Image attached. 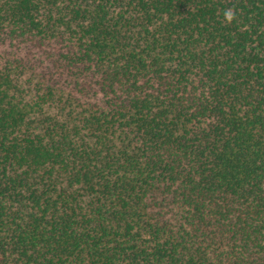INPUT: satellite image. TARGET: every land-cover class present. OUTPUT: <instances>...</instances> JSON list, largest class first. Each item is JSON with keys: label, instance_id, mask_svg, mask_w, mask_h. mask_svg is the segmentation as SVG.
I'll use <instances>...</instances> for the list:
<instances>
[{"label": "trees", "instance_id": "1", "mask_svg": "<svg viewBox=\"0 0 264 264\" xmlns=\"http://www.w3.org/2000/svg\"><path fill=\"white\" fill-rule=\"evenodd\" d=\"M0 264H264V0H0Z\"/></svg>", "mask_w": 264, "mask_h": 264}, {"label": "clouds", "instance_id": "2", "mask_svg": "<svg viewBox=\"0 0 264 264\" xmlns=\"http://www.w3.org/2000/svg\"><path fill=\"white\" fill-rule=\"evenodd\" d=\"M224 16L226 20L230 21L233 18V13L231 10H226Z\"/></svg>", "mask_w": 264, "mask_h": 264}]
</instances>
